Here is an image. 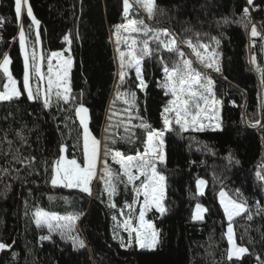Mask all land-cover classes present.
Here are the masks:
<instances>
[{
  "label": "trees",
  "instance_id": "trees-1",
  "mask_svg": "<svg viewBox=\"0 0 264 264\" xmlns=\"http://www.w3.org/2000/svg\"><path fill=\"white\" fill-rule=\"evenodd\" d=\"M130 3L131 18L143 19L155 29H168L179 43L191 40L217 52L220 72L211 79L215 99L220 101V128L178 132V126L173 125L172 131H165L166 165H158L157 170L166 177L163 203L167 211L163 215L151 211L146 216L159 233V243L153 250H141L134 241L131 247H122L121 238L127 245L129 234L120 227L121 212L127 214L125 204H131L135 226L141 198L136 197L132 184L124 179L121 182L119 166L110 155L117 150L125 156L143 152L148 130L139 127L141 121L151 129L164 128L162 113L170 95L159 86L164 79L159 58L162 55L171 67L177 57L167 51L146 57L142 74L147 87L143 90L137 87L139 80L133 68L127 69L121 84L112 37L116 25L127 23L123 0H29L40 24L37 28L26 12L22 15L26 51L32 47L44 61L50 53L64 49L65 37L71 41V94L89 110V130L100 140L102 175L106 160L117 194L110 199L99 179L92 195L53 186V165L61 154L83 161L79 119L72 105L62 101L58 105L52 99V107L45 109L41 103L27 99L23 90L21 21L16 19L14 0H0V61L7 54L9 72L23 93L19 99L0 101V241L11 245L0 251V264H233L226 258L225 229L229 222L217 202L221 190L233 199H246L252 214V220L247 219L248 213L234 218L236 243L248 249L240 260L233 258L235 264H262L264 212L258 210L257 202L264 208V181L257 173L264 174V113L259 115L257 82L247 59V23L243 17L246 0H155L163 11L154 19H149L135 0ZM252 5L258 6L254 16L263 20L264 33V0H253ZM213 37L219 40V46ZM259 42H255V56L264 89V56ZM41 66L44 68V64ZM7 80L0 69V90ZM118 91L122 101L116 98ZM126 91L136 93L135 106L124 103L130 99L123 95ZM259 120L260 127L253 129ZM20 130L27 137L24 144L16 136ZM5 133L13 141L8 155ZM62 145L66 148L63 153ZM105 145L112 150L107 156ZM12 154L22 162L12 161ZM32 157L35 159L30 163ZM198 178L206 181L203 195L196 193ZM142 181L141 177L135 186L140 187ZM196 204L207 209L203 219L192 218ZM38 209L78 216L71 235L82 240L85 247L62 238L59 228L50 232L46 226L37 227L34 214ZM44 236L50 239H42Z\"/></svg>",
  "mask_w": 264,
  "mask_h": 264
},
{
  "label": "snow or ice",
  "instance_id": "snow-or-ice-1",
  "mask_svg": "<svg viewBox=\"0 0 264 264\" xmlns=\"http://www.w3.org/2000/svg\"><path fill=\"white\" fill-rule=\"evenodd\" d=\"M135 3L146 11L149 19H154L157 12L163 11L158 8L155 0H135ZM247 3L252 5L253 0H247ZM131 9L132 3H130V0H123V15L127 20V23L115 26L116 31L114 34L117 37L118 44L120 43L121 36L124 33L128 34L127 38L124 40L128 50L127 52H119L121 68L119 73L120 83L123 84L125 82V69L134 68L136 78L139 80L137 87H140L141 90H143L147 87L142 74L143 61L146 57L150 58L161 51H167L169 54H174L177 57V59L172 62L171 67L168 66V63L164 60L162 55L159 58L164 73L163 82L159 86L166 90V95L170 92L173 97L162 113L164 128L161 130L151 129L149 124L141 121L139 127L148 130L144 152L141 153L138 151L135 156H125L117 150L113 155V160L120 164L123 170V177L127 178V184L133 185V191L135 192L136 197H139L141 192L144 196L143 207L139 213V225L134 227L131 218L123 221V227L129 234V240L127 245H125L123 238H121V246L131 247L134 241L141 249H155L159 243V233L155 226L151 222L146 221L144 217L146 211L153 207L161 215L167 211L163 203L165 199L166 177L157 170L158 165H166L163 140L165 131H172L173 125L178 126L175 129L178 132L188 131L189 129L194 131H204L206 128L212 127V125L210 123L206 124L203 121H211L213 118L216 119L214 128H220L219 109L217 107L220 104V101L215 99V92L213 90L214 81L196 69L193 66V61L191 59L186 58V55L181 50L180 43H178L176 37L168 29H155L148 25L143 19L131 18ZM14 10L16 19L21 21L19 37L21 49L24 50L26 35L23 28L22 15L26 12L27 17L31 19V24L37 28L39 27L40 21L33 15L29 0H14ZM243 17L250 21L249 9L247 7L243 10ZM2 19L3 18L0 17V20ZM251 35L253 37L260 35L255 25L252 26ZM67 39L68 38L66 37V40ZM212 39L215 41L216 45L219 46V40L215 37ZM70 42L71 41H69V43ZM181 43L186 44L187 47L191 49L196 60L205 68L220 72V68L215 59L217 54L214 51H208L209 45L201 44L199 42L193 44L191 40L182 41ZM151 44H155L156 47L152 48L150 46ZM201 50H203V53ZM60 55L61 53H52L53 57H59ZM31 59L32 69L39 76L40 73L39 67L36 66L35 51L31 54ZM253 62H255V57H253ZM9 63V57L5 54L3 62L0 63V69H2L8 76L10 86L5 85L4 91H0V101L19 99L23 94L17 87L16 80L13 79L9 72ZM214 65L216 66L214 67ZM72 66L73 60L71 56L67 59H63L60 62L59 70L55 73V78H53L52 63L51 58H49V77L47 87L43 90L42 95L41 88L39 86L33 88L30 83L29 56L26 53L24 61L23 90L27 93V99L29 101L39 102L45 109L52 107L53 95L56 97L58 105L60 101L65 105H72L75 115L79 119L80 127L82 128L83 161L80 163L75 158L68 160L62 155L54 162L51 184L53 186L62 185L63 187L68 188H78L81 192L92 195L91 184L97 175L96 165L98 160V145L100 144V141L97 140L89 130L88 108H86L83 103H79L77 98L71 94L72 89L69 73ZM40 78L42 79V76H40ZM53 89H55L54 92ZM123 95L130 97V99L124 100L125 104L135 106V92L126 91ZM120 97L121 93L118 91L117 99ZM166 114L173 115L170 116ZM109 119H111V117H109ZM257 123L259 122L257 121ZM125 131L128 132L129 129L125 127ZM22 132L23 130L17 131L16 136L21 141V144H24L27 142V137L24 136ZM3 142H6L9 146V152L5 153V155H8L11 153L13 141L7 138V133H5ZM129 142H131L130 137ZM113 143H115V141H113ZM60 151L61 153L65 152V146L62 145ZM111 151L112 150L105 145V156ZM16 152H19L18 148L16 149ZM34 159V157L30 158L29 162L31 163ZM228 159L231 161L232 157L229 156ZM12 161L22 162L21 158L16 154H12ZM236 162L239 163V161ZM104 165V174L101 175L100 179L104 181L105 191L111 199L117 194V186L114 183L111 170L107 167L106 160ZM5 171H7V169H5ZM141 176L144 177V180L141 182L140 187H136L135 181L139 180ZM257 176L261 181H264V174L258 172ZM121 182H124L123 178H121ZM196 184L198 193L203 195V188L206 185V181L198 178ZM237 195L242 197V194H240L239 191H237ZM220 197L221 205L223 206L224 213L229 221L225 233L229 244V247L226 249V258L228 261H233V264H235L233 258H235V260H240L248 253V249L239 246L236 243L233 230L234 218L240 216L242 213H248L247 219L252 220V214L247 208L246 199L228 198L223 191L220 193ZM136 202L137 201L134 198L133 204ZM111 206L115 207V204H112ZM125 207L131 208L132 205L126 202ZM257 207L259 211L264 212V208L259 207V201L257 202ZM196 210L193 218L197 220L203 219L202 214L206 212L207 209L203 208L200 204H197ZM121 214L123 215V212H121ZM34 218L37 227L46 226L50 232L59 228L61 230L62 238L66 237L72 240L74 246L78 245L80 248L85 247L82 240H78L71 235L74 231L73 226L78 219V216H60L55 212H47L43 209H38L34 214ZM113 219L115 220L116 217L114 216ZM53 221L56 223L54 224ZM42 239H50V236H44ZM262 239H264V236H262ZM10 248L11 245L0 241V251ZM15 255L16 253H13L14 257ZM257 259L259 260L260 257H257ZM262 264H264V261H262Z\"/></svg>",
  "mask_w": 264,
  "mask_h": 264
},
{
  "label": "rangeland",
  "instance_id": "rangeland-1",
  "mask_svg": "<svg viewBox=\"0 0 264 264\" xmlns=\"http://www.w3.org/2000/svg\"><path fill=\"white\" fill-rule=\"evenodd\" d=\"M245 19V18H244ZM246 21V20H245ZM246 23H247V21H246ZM249 26V24L247 23V27ZM253 26V25H252ZM251 29H252V27H251ZM135 35V34H134ZM127 36H128V34L127 33H124L122 36H121V40H120V43L118 44L117 43V37H116V35L114 34V36L112 37V44H113V51H114V54H115V59H116V64H117V68H118V71H117V73H118V75H119V73H120V71H121V68H120V61H119V52L120 51H124V52H127V46H126V44L124 43V40H125V38H127ZM64 40H65V42H66V44H65V47H64V49L63 50H61V51H56V52H52V53H61V55L59 56V57H53L52 56V53H50L49 55H48V57L43 61V58H41L40 56H39V54L31 47V49L29 50V51H26V46H25V49L24 50H22L21 49V54H22V57H23V60L25 61V54L27 53L28 54V56H29V65H30V68H29V70H30V76H31V84H32V87L33 88H36L37 86H39L40 88H41V94L43 95V90L47 87V81H48V77H49V73H48V64H49V58H51V63H52V75H53V78H55V73L59 70V68H60V62L63 60V59H67L69 56H71L70 55V50H69V41H68V39L66 40V37L64 38ZM250 42H252L250 39L247 41V44L248 43H250ZM179 43V42H178ZM260 44H262V42L260 41L259 42ZM21 47V46H20ZM180 48H181V50L182 51H184L183 50V48H185L189 53H190V56H191V58L190 57H186V58H188V59H191L192 61H193V66L196 68V69H198L199 71H201L202 73H204L205 75H207L208 77H210V78H212V75H215L216 77H217V75H216V71H214L213 69H209V68H205L201 63H199L197 60H196V57L192 54V52H191V49H189L188 47H187V45L186 44H184V43H180ZM246 49L248 50V48H247V45H246ZM33 51H35V53H36V66L37 67H39V73H40V75L38 76L37 75V73L35 72V71H33V69H32V59H31V54L33 53ZM202 51V53H203V50H201ZM208 51L209 52H212V51H214L216 54H217V52L215 51V50H209L208 49ZM248 54H249V52H247ZM247 58H248V56H247ZM216 62L218 61V54L216 55ZM3 62V60H1V62L0 63H2ZM24 64V63H23ZM44 64V68L41 66V65H43ZM197 67H196V66ZM216 65H214V67H215ZM8 68H9V66H8ZM127 69H129V68H126L125 69V73H126V71H127ZM134 69V68H133ZM202 69V70H201ZM2 70V69H1ZM134 71H135V69H134ZM135 74H136V72H135ZM40 76H42V79L40 78ZM140 88V87H139ZM141 89V88H140ZM0 91H4V89L3 90H0ZM55 91V89H53V92ZM61 91H62V89H61ZM169 95H170V100L173 98L172 96H171V93L169 92ZM116 98H117V95H116ZM52 99H56V97L53 95L52 96ZM118 100H123V98L122 97H120ZM218 107V109H219V105L217 106ZM164 111V110H163ZM166 115H170V116H172L173 114H166ZM204 123H210L211 125H212V127H208V128H206V129H218V128H214V126H215V124H216V119L215 118H213L211 121H208V120H205V121H203ZM81 131H82V128H81ZM100 141V140H99ZM147 141V140H146ZM82 147H83V141H82ZM145 147V146H144ZM143 152H144V150H143ZM142 152V153H143ZM64 156V154H61V156ZM113 155H114V153H112L111 155H110V159H111V161L113 162V163H116L114 160H113ZM60 156V157H61ZM65 157V156H64ZM66 158V157H65ZM66 159H68V158H66ZM68 160H71V159H68ZM102 159H101V146H100V144L98 145V160H97V165H96V171H97V175H96V178H94L93 179V181H92V184H91V188H92V190H93V187H94V183H95V181L96 180H101V183L104 185V187H105V184H104V181L102 180V179H100V177H101V175H102ZM133 163H135V162H133ZM118 166H119V175L124 179V181L127 183V178L126 177H123V170H122V168H121V166H120V164H118V163H116ZM134 170V169H133ZM142 178H143V180H144V177L143 176H141ZM140 177V178H141ZM105 178H107V177H105ZM199 179H202V180H204L205 181V179H203V178H199ZM136 181H138V180H136ZM135 181V182H136ZM196 181H197V179H196ZM196 181H195V189H196V193L198 194V195H200L199 193H198V191H197V184H196ZM52 185V184H51ZM128 185H131V184H128ZM58 187H63L62 185H58ZM64 188H68V187H64ZM204 188H205V186H204ZM204 188H203V192H204ZM71 189H77V190H79L78 188H71ZM222 192V190L221 191H219L218 193H217V202H218V204H219V206H220V208H221V210H222V212H223V215H224V217H225V219H226V221H228V219H227V217H226V215H225V213H224V209H223V206L221 205V197H220V193ZM224 193H226L225 191H223ZM140 196V198H141V202H140V205H139V212H138V214H137V216H136V222H135V226L134 227H136V226H138L139 225V213H140V210H141V208L143 207V202H144V196H143V194H142V192H141V195H139ZM226 196L228 197V198H232L229 194H227L226 193ZM197 205V204H196ZM196 205L194 206V208H193V213H192V218L194 217V214L196 213ZM131 211H132V209L131 208H127L126 207V212H127V214H121V222H120V227H121V229H123L124 230V227H123V221L125 220V219H128V218H132V215H131ZM151 211H156L155 210V208L153 207V208H151V209H149V210H147L146 211V213H145V217H144V219L146 220V216H147V214H149ZM157 212V211H156ZM157 213H159V212H157ZM204 214V213H203ZM202 214V215H203ZM194 219V218H193ZM195 220H197V219H195ZM147 221V220H146ZM55 221H53V223H54ZM229 222V221H228ZM56 223V222H55ZM227 227H228V225H227ZM227 227H226V229H225V233H226V231H227ZM125 231V230H124ZM225 238H226V241H227V248L229 247V244H228V240H227V237H226V235H225ZM137 247L139 248V249H141L138 245H137ZM141 250H153V249H141Z\"/></svg>",
  "mask_w": 264,
  "mask_h": 264
},
{
  "label": "built area",
  "instance_id": "built-area-1",
  "mask_svg": "<svg viewBox=\"0 0 264 264\" xmlns=\"http://www.w3.org/2000/svg\"><path fill=\"white\" fill-rule=\"evenodd\" d=\"M246 7L249 9V14H250V21L245 19L247 23L249 24V26L246 29V40L248 41L250 39L252 41L247 44V48H248L247 52H249V54L247 53V56H248L247 59H248L249 67L253 75L255 76L256 82H257V104H258V109H259V115L261 116L262 113H264V89L261 87L260 78H259L261 69L258 66L256 56H255V45H256L255 42L256 40H260L262 42V52L264 54V33L262 31L263 20L254 16L255 12L258 9V6L255 7L254 5H249L246 1L244 8ZM252 25L256 26V29L260 33V35L256 37H253L251 35ZM2 32H3V28L0 26V38H1ZM253 57H255V62H253ZM260 123H261V120H259V123H257L253 127V129L259 128L261 125Z\"/></svg>",
  "mask_w": 264,
  "mask_h": 264
},
{
  "label": "crops",
  "instance_id": "crops-1",
  "mask_svg": "<svg viewBox=\"0 0 264 264\" xmlns=\"http://www.w3.org/2000/svg\"><path fill=\"white\" fill-rule=\"evenodd\" d=\"M6 82H7V85H9V86H10L9 80H7ZM218 129H219V128H218Z\"/></svg>",
  "mask_w": 264,
  "mask_h": 264
}]
</instances>
